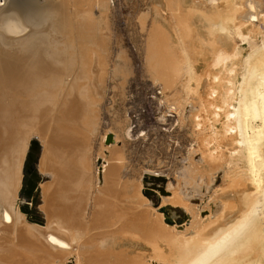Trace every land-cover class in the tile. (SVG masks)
Returning a JSON list of instances; mask_svg holds the SVG:
<instances>
[{
  "label": "bare ground",
  "instance_id": "bare-ground-1",
  "mask_svg": "<svg viewBox=\"0 0 264 264\" xmlns=\"http://www.w3.org/2000/svg\"><path fill=\"white\" fill-rule=\"evenodd\" d=\"M154 1L134 63L108 0H0V264H264V0ZM137 66L187 128L173 189Z\"/></svg>",
  "mask_w": 264,
  "mask_h": 264
},
{
  "label": "rangeland",
  "instance_id": "rangeland-1",
  "mask_svg": "<svg viewBox=\"0 0 264 264\" xmlns=\"http://www.w3.org/2000/svg\"><path fill=\"white\" fill-rule=\"evenodd\" d=\"M152 1H154V0H108L109 5H110L109 7L111 10V11H109L110 13L108 16V20H109L108 22H109L110 30L113 31V34L110 33L113 38L111 36H108L109 41L111 40V42L112 41L114 42L115 40H117L119 42V44L121 43V45L126 49L128 55L131 58L133 57V59L135 61L137 60V62L133 61L134 63H138V59H137L138 56L137 55L135 56V54H137L136 53L137 52L136 46L138 43V41H137L138 40L137 39L138 38V33H137L138 28L136 27L137 25H135L134 22L136 21L137 17L142 16L143 14H144V18H146V20L151 19V9L156 8V4L159 3L156 1H154V2H152ZM125 3H126V5H125ZM138 14H139V16H138ZM162 14H163V16H166L165 13H162ZM130 23L132 24V27H131ZM133 25H135V27ZM135 29H137L136 33H134ZM129 30H130V32H128ZM111 31H109V32H111ZM103 34L106 36L108 33L106 34L105 32H103ZM133 34H135V36H137V37H135ZM110 38H112L114 40H112ZM133 42L135 43V45H133L134 44ZM113 45H116V44L112 43V47H111L112 50L113 49L116 50L113 47ZM135 70L137 72H135V74L133 73V75L131 76L133 78L130 79L131 83H130V85H128V87L130 88L129 89L130 91L127 92V88H126V95H128V93H130V95L127 98L124 97V99L126 101L121 103L122 105L120 106V108L121 107L123 108V106L125 107L124 111L131 118L130 121L132 123V128L134 129V132L136 133L137 131L141 130L142 132H145L147 134L145 136V138H147V137L148 138L144 139L143 140L144 142H142V143L140 142V141H142L141 138L135 139L136 137L135 138L133 137V139H132L133 141L129 140L130 144L128 143V146L131 145L132 146L131 148H133V149H131L130 146L128 147V149H131L134 153H132L131 150L127 151L129 154L128 156L131 155V157L127 158L129 160V162L131 161L130 163L128 162L127 165L128 164L130 165L133 161H136V160H134L135 157H136V159L139 158L137 151H134L136 146L142 145L141 147H144V145H146V147H144V148L150 147L149 152L150 151L156 152L157 148L161 149V147H162V150L164 153L163 154L164 159L162 160V164L160 167L161 169L159 171H156L154 169L151 173H153L154 171H156V172L161 171L160 172V173H162L161 176L165 179V181H167V182L171 181V184L174 185L175 181L172 179H173V177H175V175L172 174V170H173V166L177 164V160H176L177 156L179 154H181L179 156L180 160L182 159L181 160L182 163L185 162L184 161L185 160V153L184 152H185V147H186V143H187V135H186L187 128L184 125L179 127V125L176 123V120H177V119H175L176 116L174 113H172L173 110L170 108L166 109V111H168V112H166V115H170V117H165L164 121L159 123L160 128H157L158 122H156L157 121L156 120V113L160 110L161 105H159L158 101L155 99L156 96L154 95V93H157L159 91L157 89L158 87L151 85L150 83H148V80L146 79V77L141 76V71H140L141 69L138 66L135 68ZM143 84H144V86H143ZM133 91H135V92H133ZM153 96L155 98H152ZM119 102H120V100H119ZM155 109H157V110L155 111ZM161 109L163 110V108H161ZM159 130H160V132H159ZM158 132H159V134H157ZM160 134H162V135L160 136ZM158 138L161 140H158ZM176 138H177V140L175 141ZM136 140H138V141H136ZM135 141L140 142V143L139 144L135 143ZM158 142H160V143H158ZM132 143H135L134 144L135 147L133 146ZM145 143H147V144H145ZM165 145H168L169 148L166 149ZM140 146L136 147V149L141 148ZM141 150H143V148ZM135 153H137V154L135 155ZM182 154H184V155H182ZM133 155H135V156H133ZM132 156H133V158H132ZM182 157H184V158H182ZM130 158H132L133 161H132V159L130 160ZM127 159H126V161H128ZM154 159L152 158L151 160L154 161ZM134 163L135 162H133L132 164L134 165ZM125 165H126V162H125ZM128 171H129V168H128ZM174 187H175V185L171 186L172 189ZM172 189H170V190H172ZM166 190H167V187H166ZM167 191H168L167 195L170 197L171 193L169 192V189ZM26 199H27V197L23 196V199L21 201V206H24ZM202 211L204 213L205 209ZM67 264H69V262Z\"/></svg>",
  "mask_w": 264,
  "mask_h": 264
}]
</instances>
